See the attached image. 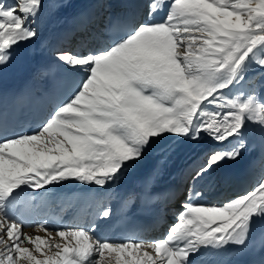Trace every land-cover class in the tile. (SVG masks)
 Masks as SVG:
<instances>
[{"label":"snow or ice","instance_id":"6c2138e0","mask_svg":"<svg viewBox=\"0 0 264 264\" xmlns=\"http://www.w3.org/2000/svg\"><path fill=\"white\" fill-rule=\"evenodd\" d=\"M46 6L0 0V71L37 54L25 50L40 37ZM55 59L77 79L35 127L10 129L0 111V264H196L204 248L246 247L264 221V177L219 204L188 189L176 221L155 241L99 238L94 225L53 234L46 222L37 226L46 236H31L11 210L26 189L104 187L158 153L151 183L173 155L205 138L217 148L192 168L193 184L239 161L249 125L264 130V94L252 83L255 74L264 90V0H150L146 19L129 18L107 38L85 37Z\"/></svg>","mask_w":264,"mask_h":264},{"label":"bare ground","instance_id":"6f19581e","mask_svg":"<svg viewBox=\"0 0 264 264\" xmlns=\"http://www.w3.org/2000/svg\"><path fill=\"white\" fill-rule=\"evenodd\" d=\"M46 3L41 17L40 37L25 50L29 53L35 50L37 54L20 57V61L17 58L8 68L0 71V78L18 72L23 73L24 77L27 74L36 91L47 84V64L43 65L44 61L59 62L55 59L58 50L78 49L80 41L85 37L106 38L103 23L112 15L146 19L150 0H46ZM163 15L165 13L160 12L155 19H160ZM68 70L72 72L71 69ZM11 78L18 79L15 76ZM252 83L257 86L260 94H264V90L258 87L259 82L255 83L252 78ZM250 87L251 84H245L244 91L247 92ZM236 92L233 89L230 95ZM246 140L247 149L239 161L221 165L196 184L189 179V173L203 162L209 150L217 148L216 142L210 138L173 155L151 183H147V180L159 159L158 153L153 154L137 171L104 187L72 182L55 188L46 186L45 189H26L12 206L11 214L24 222L22 231L27 235L46 236L47 233L38 229V224L45 222L49 215H57L63 227L87 228L94 225V235L108 240L115 235L118 221L128 216H139L140 223L151 221L155 224L150 230L144 229L137 240L155 241L165 237L169 226L176 221L181 205L189 198L178 200L177 204L174 202L181 197L183 188L182 184L179 185V180L183 176L188 177L187 182L194 185L195 191L204 194V201L213 204L246 193L264 177V130L258 125L250 124ZM179 175L183 176L177 180ZM105 208L111 209L109 218L100 215ZM260 225L261 221H258L250 238L257 235ZM51 232L55 234V231ZM252 243L254 242L251 241V246ZM257 244L258 250H264V241ZM24 246L34 248L27 241ZM230 246L202 249L196 257V264H230V250L227 249Z\"/></svg>","mask_w":264,"mask_h":264},{"label":"rangeland","instance_id":"374dc122","mask_svg":"<svg viewBox=\"0 0 264 264\" xmlns=\"http://www.w3.org/2000/svg\"><path fill=\"white\" fill-rule=\"evenodd\" d=\"M252 78L254 79V82H255V83H256V82H259V79H258V77H257L255 74H252ZM244 89H245V88H243V90H244ZM209 152H211V150H209L207 153H209ZM182 176H183V175H179L176 179L179 180ZM184 178H185V176H183V178H181V179L179 180V185L182 184V188H183V186L185 185L186 180H187L188 177H186V178H185V181H183ZM182 188H181V189H182ZM176 190H178V189L176 188ZM180 191H181V190H180ZM177 202H179V201L177 200ZM177 202H176L175 204H177Z\"/></svg>","mask_w":264,"mask_h":264}]
</instances>
